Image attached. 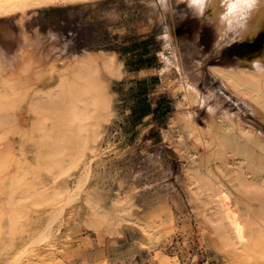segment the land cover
<instances>
[{"label":"rangeland","instance_id":"1","mask_svg":"<svg viewBox=\"0 0 264 264\" xmlns=\"http://www.w3.org/2000/svg\"><path fill=\"white\" fill-rule=\"evenodd\" d=\"M30 20L41 22L37 34L27 26L31 43L42 44L46 35H52L58 48H63L56 56L65 62L86 51H113L123 65L121 75L113 77L110 84L115 117L107 127L106 139L114 150L94 163L83 195L65 209L57 244L48 253L24 258L19 264H164L161 253L168 257L167 264H264V250L246 255L235 253L224 249L216 236H210V227L188 187L183 153L176 145L170 123L195 112L196 123L204 127L210 106L216 119L228 113L239 123L236 129H245L252 140L264 144L261 110L251 103L244 104L209 68L235 67L239 58L258 49L250 50L247 42H234L216 50L214 27L202 21L184 0H109L75 9H43ZM145 54L150 62L135 69L139 63L135 55ZM7 58L10 69H14L15 60ZM42 63L45 76L39 85L47 91L60 78L48 72L50 63ZM181 73L196 84L201 97H211L206 99L207 107L192 111L181 106L177 92ZM138 97L146 99L153 110L140 122L132 117ZM11 102L15 106L1 110L0 117L15 115L17 121L0 122V141L36 145L42 159L50 161L53 156L40 144L50 142L54 148L57 142L73 139L64 136L70 129L60 110L31 111L28 99ZM199 152L206 153L202 148ZM19 162L22 167L26 162L32 168L39 166L31 153L20 156ZM37 172L43 180L47 178L41 168ZM66 181L73 185L71 178ZM16 194L18 198L24 197L25 187ZM87 195L107 209L115 198L127 200L133 206L130 218L134 222L157 225L171 219V231H159L150 242L141 228L132 223H123L115 234L92 229L85 222L83 201ZM52 209L23 208L29 220L14 227L2 224L0 264H12L9 258L21 243L46 225Z\"/></svg>","mask_w":264,"mask_h":264},{"label":"bare ground","instance_id":"2","mask_svg":"<svg viewBox=\"0 0 264 264\" xmlns=\"http://www.w3.org/2000/svg\"><path fill=\"white\" fill-rule=\"evenodd\" d=\"M37 1L14 0L0 6L19 11L14 17L0 19V111L15 106L11 102L13 99H28L31 111L60 110L70 129L64 136L73 139L57 142L54 148L50 142L40 144L39 147L48 148L53 156L50 161L42 159L36 152V145L0 141V174H3L0 179V230L3 223L14 227L22 220H29L23 208H53L46 225L21 243L9 258L12 264L51 251L57 244L65 209L83 195L93 175L94 163L114 150L113 144L106 139L107 127L115 117L110 84L113 77L121 75L123 65L113 51H86L65 62L57 57L63 48H58L52 35H46L42 44L31 43L28 27L37 34L41 25L40 21L30 20L37 13L30 7ZM103 1L109 0H55L46 7L75 9ZM184 1L202 21L214 27L216 50L234 42H247L250 50L258 49L239 58L235 67L209 68L233 95L243 99L246 105H255L264 116V0H257L247 11L231 9L234 0H199V5L193 0ZM7 57L15 60L12 70ZM42 62L50 63L48 72L60 78L59 83L47 91L39 85L45 76ZM57 62L61 63L60 67ZM177 92L181 95V106L190 107L192 111L196 107H207L206 99L211 98L201 97L196 84L185 73H181ZM214 114L209 106L208 122L204 127L196 123L195 112L170 122L176 145L183 153L188 187L210 227V236H216L224 249L245 255L264 250V154L260 153L264 151V144L252 140L244 133L245 129H236L239 123L228 113L217 119ZM5 120L17 121L16 116L10 114L0 117V122ZM199 148L206 153H200ZM28 153L38 168H32L30 162L21 166L20 156ZM40 168L47 176L44 180L38 175ZM66 178L74 180L72 186ZM22 187L27 194L18 198L16 192ZM83 203L85 222L92 229H106L115 234L123 223H132L141 228L150 242L159 231H171V219L157 225L134 222L130 218L133 206L127 200L113 199L110 209L90 195ZM159 257L167 264L168 257L164 253Z\"/></svg>","mask_w":264,"mask_h":264},{"label":"trees","instance_id":"3","mask_svg":"<svg viewBox=\"0 0 264 264\" xmlns=\"http://www.w3.org/2000/svg\"><path fill=\"white\" fill-rule=\"evenodd\" d=\"M147 55L148 54L139 55V56L135 55V57L138 58L137 62H139L138 64H135V66H134L135 69H140V68L146 66L150 62ZM152 113H153L152 107L147 102V100L142 98V97H138V103L132 110L133 119H135L136 122H140L141 120L150 116Z\"/></svg>","mask_w":264,"mask_h":264},{"label":"flooded vegetation","instance_id":"4","mask_svg":"<svg viewBox=\"0 0 264 264\" xmlns=\"http://www.w3.org/2000/svg\"><path fill=\"white\" fill-rule=\"evenodd\" d=\"M14 0H0V6L4 5L5 3H8V2H12ZM55 0H39L37 1L35 4H32V6L30 8H34L33 10H36L37 12L38 11H41L43 9H48L46 6L48 3L50 2H53ZM18 11V9H15V8H7V9H2L0 8V19H4L6 18V16H16L14 14H16ZM8 18V17H7Z\"/></svg>","mask_w":264,"mask_h":264},{"label":"clouds","instance_id":"5","mask_svg":"<svg viewBox=\"0 0 264 264\" xmlns=\"http://www.w3.org/2000/svg\"><path fill=\"white\" fill-rule=\"evenodd\" d=\"M234 2L236 3L235 10H237V11L250 10V8L248 7V4L251 2V0H238V2H236V0H234ZM255 2H257V0H255Z\"/></svg>","mask_w":264,"mask_h":264},{"label":"snow or ice","instance_id":"6","mask_svg":"<svg viewBox=\"0 0 264 264\" xmlns=\"http://www.w3.org/2000/svg\"><path fill=\"white\" fill-rule=\"evenodd\" d=\"M236 2H238V0H236ZM193 3L199 5V0H193ZM255 3V0H251V2L248 4V7L251 9L252 7H254ZM230 8L234 10L236 8V3H231Z\"/></svg>","mask_w":264,"mask_h":264}]
</instances>
